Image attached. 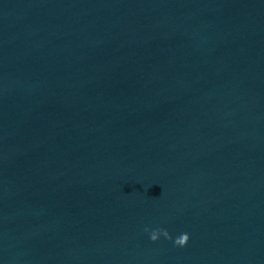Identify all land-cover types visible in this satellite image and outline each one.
Listing matches in <instances>:
<instances>
[{"label": "water", "instance_id": "1", "mask_svg": "<svg viewBox=\"0 0 264 264\" xmlns=\"http://www.w3.org/2000/svg\"><path fill=\"white\" fill-rule=\"evenodd\" d=\"M0 264H264V0H0Z\"/></svg>", "mask_w": 264, "mask_h": 264}, {"label": "clouds", "instance_id": "2", "mask_svg": "<svg viewBox=\"0 0 264 264\" xmlns=\"http://www.w3.org/2000/svg\"><path fill=\"white\" fill-rule=\"evenodd\" d=\"M145 230L147 231V229ZM160 235H163L167 239L172 238L167 229L163 228L152 229L149 233L150 239L153 241L157 240ZM188 239V234L186 232H183L174 238L173 243L178 246H184L187 243Z\"/></svg>", "mask_w": 264, "mask_h": 264}]
</instances>
